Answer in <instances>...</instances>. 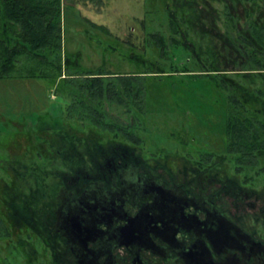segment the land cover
Instances as JSON below:
<instances>
[{
    "label": "flooded vegetation",
    "instance_id": "flooded-vegetation-1",
    "mask_svg": "<svg viewBox=\"0 0 264 264\" xmlns=\"http://www.w3.org/2000/svg\"><path fill=\"white\" fill-rule=\"evenodd\" d=\"M171 1L166 9L180 29L176 47L192 55L182 65L221 78L240 73L249 59L244 42L251 36L243 31L244 41L237 34L239 23L263 24L264 6ZM70 104L62 113L65 121L32 124L43 130L34 137L45 149L38 151L43 160L26 167L23 210L31 223L18 227L16 236L25 241L6 247L10 264H264V190L244 187L237 173L220 158L212 161L203 146L196 149L202 157L175 163L129 143L88 138L97 133L93 114L71 116ZM126 110L120 121L105 107L106 117L122 127L135 121ZM143 126L139 123L137 132L144 133Z\"/></svg>",
    "mask_w": 264,
    "mask_h": 264
},
{
    "label": "rangeland",
    "instance_id": "rangeland-1",
    "mask_svg": "<svg viewBox=\"0 0 264 264\" xmlns=\"http://www.w3.org/2000/svg\"><path fill=\"white\" fill-rule=\"evenodd\" d=\"M213 4L221 6L218 3ZM167 5L173 7L172 1H65L64 49L67 53L77 54L81 68L86 71L102 70L145 78L141 79V83L145 84V88L150 92L144 99L146 106L150 108L146 125L151 130V138H148L147 144L141 148L146 155L156 152L161 159L178 163L179 160L186 161L187 157L193 160L202 157L196 149L203 146L212 154V161L220 158L224 162L223 165L231 169L233 176L235 171L244 187L253 186L262 192V166L242 171L227 159L232 155L226 154L223 142L225 143L227 136L230 105L228 93L220 79L216 81L215 77L211 79L210 76H190L191 70H201L196 66L182 65L185 58L191 59V53L182 51L170 42H167L164 49L161 48L162 36H172ZM67 105L68 100L56 94L48 80L30 77L1 78L0 160L6 157L12 159L19 155L21 158L25 157L28 162L38 158V151L45 148L39 144V139L35 140L34 133L44 132L42 129H36L38 125L32 124L52 119L65 121V115L62 113ZM106 111L110 118H119L120 121L127 117L126 107L123 106L109 104ZM153 117L156 125L153 124ZM72 133L68 136L74 139ZM182 133L189 137L183 138ZM90 134L88 138H96L102 143L110 141L122 144L127 141L123 137H113L109 140L106 137H98L97 133ZM183 139H187L191 144L182 143ZM162 151L168 156L164 158ZM189 151L193 155L187 154ZM18 180L13 172L3 173L2 164L0 165V197L5 201V211L12 216V227L16 235L20 233L18 227L31 223V217L23 210L28 208V192L19 191ZM21 234L24 236L25 228ZM16 235L13 237L14 242L25 241L23 237L18 238ZM1 246L0 264H10L6 247Z\"/></svg>",
    "mask_w": 264,
    "mask_h": 264
},
{
    "label": "trees",
    "instance_id": "trees-1",
    "mask_svg": "<svg viewBox=\"0 0 264 264\" xmlns=\"http://www.w3.org/2000/svg\"><path fill=\"white\" fill-rule=\"evenodd\" d=\"M68 0H0V79L1 78H41L48 80L55 93L72 101L68 114L90 112L91 124L97 127V136L112 140L113 137L127 139L124 143L143 148L148 142L149 127L146 125L150 108L145 96L149 91L141 83L139 75H118L111 72H90L81 68L80 57L67 53L63 38V5ZM74 1V0H69ZM233 1V0H232ZM240 1V0H239ZM253 2L258 10L264 0H241ZM261 1V2H260ZM248 18V13L245 15ZM264 17V15H261ZM171 37L161 39V48L180 43V29L169 21ZM233 27L234 25L231 24ZM241 38L249 53L247 63L240 67V73L226 72L218 77L213 72L191 70L193 77L210 76L222 82L229 98L227 136L224 144L227 155L234 167L240 170L264 168V21L254 23L250 19L239 23ZM238 28V24H237ZM239 31V30H238ZM189 71V70H186ZM212 71V70H211ZM188 75V76H189ZM109 104L126 107L134 114L133 125L124 126L106 117L105 107ZM78 108H81L78 111ZM127 111V110H126ZM153 124L155 118H152ZM83 123L90 124L85 118ZM143 122V123H142ZM132 124V121L130 122ZM139 123L144 124L145 132H137ZM136 131V133H135ZM140 131V130H139ZM196 139V138H195ZM202 139V138H201ZM194 140V139H193ZM100 141V140H99ZM156 155V152H151ZM162 154H165L162 151ZM23 156V155H22ZM157 156V155H156ZM159 157V156H158ZM1 158L2 172L16 175L19 191L24 190L26 167L30 163L25 157ZM162 158V157H161ZM38 152V158L41 160ZM28 165H27V164ZM248 171V170H246ZM28 201V200H27ZM5 201L0 197V251L2 246L10 247L16 235L12 227V216L5 211ZM6 240V243L4 241Z\"/></svg>",
    "mask_w": 264,
    "mask_h": 264
}]
</instances>
